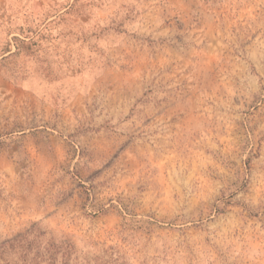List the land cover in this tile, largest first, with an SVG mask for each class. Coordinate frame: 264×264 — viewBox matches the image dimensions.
<instances>
[{
    "label": "rangeland",
    "instance_id": "rangeland-1",
    "mask_svg": "<svg viewBox=\"0 0 264 264\" xmlns=\"http://www.w3.org/2000/svg\"><path fill=\"white\" fill-rule=\"evenodd\" d=\"M27 231L35 264H264V0H0V243Z\"/></svg>",
    "mask_w": 264,
    "mask_h": 264
},
{
    "label": "trees",
    "instance_id": "trees-1",
    "mask_svg": "<svg viewBox=\"0 0 264 264\" xmlns=\"http://www.w3.org/2000/svg\"><path fill=\"white\" fill-rule=\"evenodd\" d=\"M28 231L26 233H22V234H18L16 237L12 238V239H7L4 240L0 243V259L3 261L2 264H20V257L18 258V260L16 259H5L4 258V253L7 252L8 248H19L20 249V253L21 256L23 257V264H35L36 263V259L37 258H41V259H46L47 258V254H48V250L50 249V247H44V246H40L43 249L46 250L47 254L42 253L40 251L41 248H37L35 256L29 258L28 253L29 251H31L32 248V243L28 242ZM25 243L28 244V246H25ZM54 244H51V248L52 249H56V247H53ZM31 246V247H30ZM51 257V256H50Z\"/></svg>",
    "mask_w": 264,
    "mask_h": 264
}]
</instances>
